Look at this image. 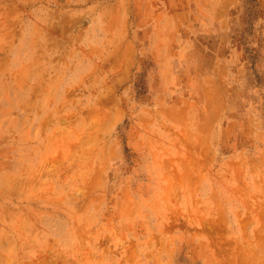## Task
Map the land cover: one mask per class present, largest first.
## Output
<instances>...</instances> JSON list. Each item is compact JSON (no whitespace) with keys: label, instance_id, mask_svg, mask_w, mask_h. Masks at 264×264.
<instances>
[{"label":"rangeland","instance_id":"rangeland-1","mask_svg":"<svg viewBox=\"0 0 264 264\" xmlns=\"http://www.w3.org/2000/svg\"><path fill=\"white\" fill-rule=\"evenodd\" d=\"M0 264H264V0H0Z\"/></svg>","mask_w":264,"mask_h":264}]
</instances>
